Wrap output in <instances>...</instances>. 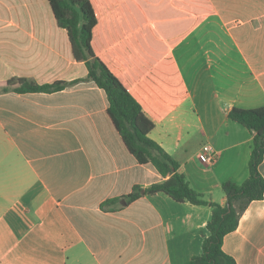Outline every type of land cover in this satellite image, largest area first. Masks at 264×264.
I'll return each mask as SVG.
<instances>
[{
    "label": "crops",
    "instance_id": "crops-1",
    "mask_svg": "<svg viewBox=\"0 0 264 264\" xmlns=\"http://www.w3.org/2000/svg\"><path fill=\"white\" fill-rule=\"evenodd\" d=\"M89 1L93 53L190 186L224 206L222 184L249 177L254 136L228 114L264 106V0ZM86 77L48 0H0V264H190L211 208L144 193L165 179L129 154ZM13 78L77 83L3 92ZM258 170L264 180V153ZM134 187L141 196L127 203ZM222 250L264 264V194Z\"/></svg>",
    "mask_w": 264,
    "mask_h": 264
},
{
    "label": "trees",
    "instance_id": "trees-1",
    "mask_svg": "<svg viewBox=\"0 0 264 264\" xmlns=\"http://www.w3.org/2000/svg\"><path fill=\"white\" fill-rule=\"evenodd\" d=\"M48 3L57 25L67 33L73 59L86 66V80L105 93L108 100L107 114L125 148L138 164L152 166L165 179L153 184L144 193H162L177 203L211 208V217L207 222L209 235L203 240L201 254L193 257L190 264H236L233 258L223 252L222 243L224 237L237 228L239 217L246 206L251 201L262 199L264 194V180L258 170L264 153V106L255 109L234 108L228 114L230 120L254 135L248 163L249 177L241 185L229 181L223 183L221 188L226 204H216L196 192L179 171L176 161L149 138L153 123L143 114L140 105L121 82L93 53L91 39L97 21L90 1L48 0ZM76 83L77 81L38 85L25 78H13L7 81L3 92L54 93ZM140 196L141 189L134 187L125 200L129 203ZM115 202L106 201L102 207Z\"/></svg>",
    "mask_w": 264,
    "mask_h": 264
},
{
    "label": "built area",
    "instance_id": "built-area-1",
    "mask_svg": "<svg viewBox=\"0 0 264 264\" xmlns=\"http://www.w3.org/2000/svg\"><path fill=\"white\" fill-rule=\"evenodd\" d=\"M204 151H205L204 161L205 162H211V161H213L214 156H213V154L211 152V148L209 146H206L204 148Z\"/></svg>",
    "mask_w": 264,
    "mask_h": 264
}]
</instances>
